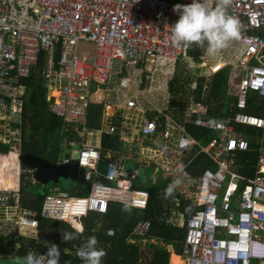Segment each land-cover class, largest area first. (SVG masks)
Masks as SVG:
<instances>
[{"label":"built area","instance_id":"built-area-1","mask_svg":"<svg viewBox=\"0 0 264 264\" xmlns=\"http://www.w3.org/2000/svg\"><path fill=\"white\" fill-rule=\"evenodd\" d=\"M190 2L0 0V145L8 148L7 154L15 153L17 168L16 188L0 189L1 225L36 233L41 218L68 223L80 232L82 218L91 213L105 214L110 203L145 210L148 191L134 188V181L142 168H151V184L158 178L170 184L178 181L173 189L196 208L184 222L180 255L184 264H264V148H259L254 176L240 175L236 172L235 153L246 151L247 143L234 129L238 125L264 130V118L243 113L249 93L264 100V64L260 63L264 55V0H231L226 11L238 21V38L215 58L204 51L199 63L188 53L191 45L171 44L168 29L178 18L173 5ZM208 3L215 6V0ZM79 41L94 45L91 57L76 55ZM42 52L45 57L39 76L45 81L47 100H51L49 112L69 125L84 123L87 107L98 102L99 98L93 96L103 91L115 103H102L96 133L99 138L117 136L122 150L114 153L115 161L108 162L100 173V142L68 143L70 148L77 146L75 160L84 170L88 193L76 197L54 189L46 194L36 214L19 206L18 156L25 91L20 80L35 71ZM129 60L134 62L136 73L130 71ZM178 64L186 66L196 80L211 78L229 68L228 90L236 97L234 116L210 121L206 118L207 107L190 100L182 117L176 119L168 113V101L167 113L166 108L151 102L150 96L154 95L156 101L161 94L168 99V84ZM198 67L201 70L195 72ZM115 73L120 77L113 89L109 84ZM196 87L192 82L190 89ZM187 125L207 130L211 139L200 145L187 134ZM94 132L84 131V135ZM193 151L194 155L185 161ZM199 154L215 169H205L193 179L187 167ZM130 157L137 169L124 171L121 162ZM70 160L63 158L62 163ZM33 173L29 168L21 170L32 183ZM97 177L106 183H96ZM171 217H166V223L174 225ZM149 228L148 220L138 221L129 241L143 240ZM106 234L112 236L114 231L109 229Z\"/></svg>","mask_w":264,"mask_h":264},{"label":"trees","instance_id":"trees-1","mask_svg":"<svg viewBox=\"0 0 264 264\" xmlns=\"http://www.w3.org/2000/svg\"><path fill=\"white\" fill-rule=\"evenodd\" d=\"M204 47L191 44L189 55L195 61L200 62ZM45 54L42 52L38 57L35 71L28 78L20 80L24 86L23 112L21 116V153H29L55 163L58 158L59 147L65 143L79 145L84 131H96L100 127V119L103 111L102 103H91L87 107L84 123L69 125L51 114L48 106L51 100H47L45 81L39 76L43 66ZM229 68H223L211 78L195 79L192 74L181 65L176 66L172 80L168 84L171 100L169 101V114L179 119L190 100L200 102L207 107L206 118L210 121H219L234 116L237 112L236 97L229 92L228 76ZM196 82V89L191 90L190 85ZM243 113L251 116L264 118V100L255 94H250L246 100V108ZM235 132L240 133L247 143V150L235 153L236 172L246 178H252L259 156V148H264V130L252 127L235 125ZM187 134L194 138L200 145H206L212 135L205 129L187 125ZM101 158L98 163V171L102 173L111 157L106 153L114 154L120 151L121 143L117 136L101 135L100 137ZM0 174L8 175L7 169L15 162V153H8V148L0 145ZM194 155L191 152L185 161ZM21 170L26 167L20 164ZM205 169H215L203 154L195 156L187 167L191 178L196 179ZM12 181L15 179L9 177ZM144 181V183H142ZM168 180L158 178L155 184L150 179H137L134 188L148 191L149 198L145 210L130 209L116 203H110L108 210L103 215L91 213L80 220L82 230L77 232L65 222H50L38 218L36 233H21L17 238V250H13V240L7 232L0 228V258L18 256L24 257L26 253L33 252L43 254L50 244H55L61 251L60 264H78L82 260L77 257V248L87 240L89 236L97 239V248L103 249L104 256L101 264H168L170 247L174 256L181 255L184 239V222L196 208L189 200L173 189L172 193L165 196V188L169 185ZM36 182L25 179L24 174L19 176V206L22 209L39 214L46 191L37 192ZM88 186H77L70 191L69 195L84 196L88 193ZM9 203L12 204V201ZM175 209L183 219L181 227L176 224L166 223V217H170L172 209ZM140 220H148L150 228L145 238L139 241H129V235L135 224ZM112 229L114 234L108 236L107 230ZM76 232L77 238L62 241V232ZM171 258V257H170Z\"/></svg>","mask_w":264,"mask_h":264},{"label":"clouds","instance_id":"clouds-1","mask_svg":"<svg viewBox=\"0 0 264 264\" xmlns=\"http://www.w3.org/2000/svg\"><path fill=\"white\" fill-rule=\"evenodd\" d=\"M231 0H215V6L208 0H191L188 4L173 5V12L178 18L168 25L171 44L174 47H187L195 44L204 47L206 53L215 58L226 48L230 41L238 38V21L227 14ZM174 181L165 188V196L172 193ZM77 238L76 232H62L61 239L66 242ZM96 237L89 236L76 250V255L83 264H101L103 249L97 248ZM61 251L55 244H50L43 254L28 252L23 257L24 264H60Z\"/></svg>","mask_w":264,"mask_h":264},{"label":"rangeland","instance_id":"rangeland-1","mask_svg":"<svg viewBox=\"0 0 264 264\" xmlns=\"http://www.w3.org/2000/svg\"><path fill=\"white\" fill-rule=\"evenodd\" d=\"M172 1H175V0H172ZM262 37L264 38V35H262ZM93 51H94V45L92 43L86 42V41H79L77 43L76 49H75L77 56H85V57H91L93 54ZM127 63H128L130 71H133V73H136V71H135L136 66H135L134 62L132 60H129ZM145 63H146V65L149 64L148 61H146ZM181 66L184 67L186 70H188L186 68V66H183V65H181ZM117 67H118V64L116 63V69H117ZM200 70L201 69L198 67L195 69V72H199ZM119 77L120 76H118L116 73L112 74L111 82L109 84L110 88H113V89L116 88ZM45 87H46V85H45ZM46 91H47V88H46ZM129 94L132 96L135 95V93L133 91H130ZM52 95H55V94L52 93ZM165 96H166V99L165 100L162 99V101L165 102L164 106H167V101L169 103L171 98L169 96L167 99V95H165ZM93 98L94 99L99 98L97 103H110L111 105H113L115 103L113 98L109 97V96H105L103 91H99V93L94 95ZM168 106H169V104H168ZM99 140H100V138L97 135L96 131L94 133H92L90 136H88V135L85 136L83 133V137H82L79 145L86 144V143L96 144L97 142H100ZM146 143H148V142H146ZM125 148H127V146H125ZM76 152H77V149H73V147H71L69 150V158H71L74 155V153H76ZM124 152L126 153V151H124ZM105 156L109 158L112 155L110 153H106ZM122 167H123L124 171L132 172L135 169H137V163L135 162L133 157H130L128 160H126L122 163ZM19 172H20L19 174H21V169ZM151 175H152L151 168H142L140 171V174H139V179H141V180H143L145 178L150 179ZM36 184H37V186H36L37 190L36 191L40 192V193L43 192V190L46 191V193H48V192L53 191L54 189H56L57 191L67 192V190L70 191L71 189H73L77 186L76 182L69 181V180H60L58 184H53V183L49 182L44 186H41L38 183H36ZM170 216H172L171 219H172V222L174 224H176L179 227L182 226L183 219L174 208L172 209ZM3 230H4V228H3ZM5 231H7V235H9L10 238H12L13 250L16 251L18 248L17 247V238L19 235H21V233H22L21 230H18L17 227L13 225V229L9 228L8 230L5 229ZM143 243H144V240L142 241V244ZM167 250L170 252V255H171V253H172L171 248L167 247ZM170 261H172V256L170 258ZM0 264H24V261H23L22 257L10 256V257H5V258H0ZM170 264H171V262H170Z\"/></svg>","mask_w":264,"mask_h":264},{"label":"water","instance_id":"water-1","mask_svg":"<svg viewBox=\"0 0 264 264\" xmlns=\"http://www.w3.org/2000/svg\"><path fill=\"white\" fill-rule=\"evenodd\" d=\"M76 148L77 146H73V149ZM69 150L70 146L68 144H61L55 163H50L29 153L19 154L18 161L24 167L34 171L33 180L41 186L49 182L58 184L60 180H69L81 186H87V182L84 180V170L78 167L75 160L77 152L74 153L68 163H62L63 158L67 159L69 157ZM95 181L99 184L106 183L102 177H97Z\"/></svg>","mask_w":264,"mask_h":264},{"label":"bare ground","instance_id":"bare-ground-1","mask_svg":"<svg viewBox=\"0 0 264 264\" xmlns=\"http://www.w3.org/2000/svg\"><path fill=\"white\" fill-rule=\"evenodd\" d=\"M16 167V155H15V162L14 165H11L7 169L8 175L0 174V189L3 190H14L17 186L16 182V174H17V168ZM9 177L14 178L15 180L12 181ZM171 264H180V259L172 256V261H170Z\"/></svg>","mask_w":264,"mask_h":264},{"label":"crops","instance_id":"crops-1","mask_svg":"<svg viewBox=\"0 0 264 264\" xmlns=\"http://www.w3.org/2000/svg\"><path fill=\"white\" fill-rule=\"evenodd\" d=\"M261 35H264V31H262L261 32ZM263 54H264V51H263ZM260 63H262V64H264V55H263V58H261L260 59ZM150 98H151V102H153V103H155V104H157L160 108H166V113H167V106H164V104H165V102H163L162 101V99H166V96L164 95V94H161L160 95V97H159V99L156 101V96L154 95V96H150ZM169 113V112H168ZM172 116V115H171ZM100 141V140H99ZM98 143V142H97ZM87 144H90V143H87ZM112 156H111V161H109V162H112V161H115V157H117L115 154L113 155V154H111ZM122 163L123 162H121V166H122ZM152 170V169H151ZM139 177V176H138ZM34 183V182H33ZM75 227H76V225H75ZM78 227V226H77ZM0 228L1 229H3L4 228V230L6 229V230H8L9 228H12L13 229V226H10V227H8V226H5V225H1L0 224ZM79 228H81V230H82V226H81V223H80V227ZM7 232V231H6ZM81 232V231H80ZM171 256H177V255H175V254H173V252L171 253V255L169 256V263L168 264H170V257ZM179 257V259H180V264H184V261L182 260V258L180 257V256H178Z\"/></svg>","mask_w":264,"mask_h":264}]
</instances>
